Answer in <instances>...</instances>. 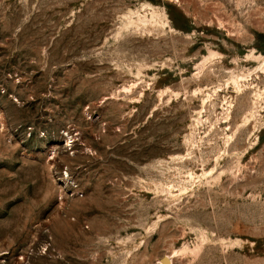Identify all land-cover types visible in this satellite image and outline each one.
Returning a JSON list of instances; mask_svg holds the SVG:
<instances>
[{"label": "rangeland", "instance_id": "1", "mask_svg": "<svg viewBox=\"0 0 264 264\" xmlns=\"http://www.w3.org/2000/svg\"><path fill=\"white\" fill-rule=\"evenodd\" d=\"M0 264H264V0H0Z\"/></svg>", "mask_w": 264, "mask_h": 264}, {"label": "bare ground", "instance_id": "2", "mask_svg": "<svg viewBox=\"0 0 264 264\" xmlns=\"http://www.w3.org/2000/svg\"><path fill=\"white\" fill-rule=\"evenodd\" d=\"M131 19H132V18H131ZM127 20H128V19H127ZM142 20H144V19H141V21H142ZM128 21H129V20H128ZM144 21H145V20H144ZM146 21H147V19H146ZM235 79H236V78H235ZM236 81H237V79H236ZM239 82H240V80H239ZM239 82H238V83H239ZM240 84H241V82H240ZM68 145H69V142H66V144H64L62 147H63V148H66ZM61 179H62V178H61Z\"/></svg>", "mask_w": 264, "mask_h": 264}]
</instances>
